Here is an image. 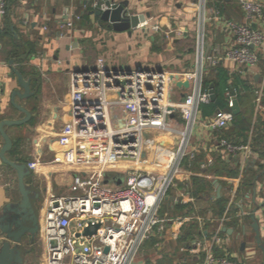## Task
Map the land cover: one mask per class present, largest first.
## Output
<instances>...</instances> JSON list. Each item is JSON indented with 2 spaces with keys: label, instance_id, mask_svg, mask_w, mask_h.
Wrapping results in <instances>:
<instances>
[{
  "label": "crops",
  "instance_id": "1",
  "mask_svg": "<svg viewBox=\"0 0 264 264\" xmlns=\"http://www.w3.org/2000/svg\"><path fill=\"white\" fill-rule=\"evenodd\" d=\"M7 1L8 14L0 17V121L25 117L11 104V93L21 88L11 60L16 59L14 66L22 72L25 80L30 81L32 92L30 97H17V101L32 112V116L23 125L7 128L14 140V147L7 152V156L28 163L38 160L40 163L33 170V175L27 178L28 182L35 179L43 189V197L51 192L62 195L70 190L75 174L96 167L56 160L64 153V148L59 144L60 131L72 120L70 95L74 72L95 67L99 59H104L110 70L135 71L141 68L170 73L193 71L196 65L198 0H114L118 5L126 3V9L132 13H149L150 16L146 17L147 27H161L158 32L137 27L132 33L116 31L111 23L91 14V11H96L91 7L94 0ZM255 1L264 4V0ZM220 3L224 17L239 23L245 21V14L236 0H220ZM50 6H53L51 12ZM72 13L81 15V19L70 30L64 27V21ZM255 27L264 32V14ZM177 30L183 31V34L178 35ZM234 44L233 34L223 20L212 18L208 21L205 51L214 61H206L205 79L216 80L219 66L230 75V83L234 77L244 80L246 88L239 84L232 89V92L235 90L237 93L243 122L232 123L215 131L205 125V121L215 113L203 112L201 108L190 146L196 156L184 161L160 214L162 218H175L196 212L204 217V225L197 220L189 222L182 233L175 237L168 224L150 239L157 251L162 250L163 243H172L176 247L171 253L174 264H193L194 259L189 257L187 251L188 243L196 235L210 236L218 229L223 244L215 248L217 254H233L243 264L263 261V255L261 260L255 258L259 247L257 250L251 249L253 252L248 258L243 254L248 248L247 234L255 233L251 226V214L254 211L260 219L264 240L261 213L264 201V45L259 49L258 65L248 68L226 57ZM28 52L26 59L18 60ZM211 84L214 85L212 82L207 88L211 89ZM171 90V104L181 102L184 99L182 95L188 91L177 85ZM109 97L114 99L115 95L110 93ZM110 113L113 120L125 116L120 106H112ZM170 121L174 128H181L184 124L177 112L170 115ZM170 132L154 131L149 136L158 143L175 148L178 144L177 135ZM221 138L248 146L249 156H228L219 145ZM2 145L0 134V152ZM168 158V154L161 153L160 160L166 161ZM222 159H226L227 163L224 164L232 173L223 169L218 173L214 171L213 166L216 162L222 163ZM130 170L155 172L158 168L153 163L141 166L130 159L120 160L106 172L107 183L120 184L122 177ZM14 177L17 180L16 172L0 158V214L5 204L20 199L18 186H14ZM216 181L222 186L221 195L228 200L222 214L215 207L219 198ZM233 218L237 224L232 222ZM225 228L232 229V232ZM36 243L37 240L28 246L32 251L24 264H38L31 261L30 257ZM39 244L42 256L38 262L44 264L45 252L40 239ZM138 262L164 264L161 260L150 262L140 258ZM170 264H173L172 261Z\"/></svg>",
  "mask_w": 264,
  "mask_h": 264
},
{
  "label": "built area",
  "instance_id": "2",
  "mask_svg": "<svg viewBox=\"0 0 264 264\" xmlns=\"http://www.w3.org/2000/svg\"><path fill=\"white\" fill-rule=\"evenodd\" d=\"M236 1L245 14L243 23L223 16L220 0H198L193 71L170 73L142 69L116 73L106 67L104 59H99L96 67L73 74L72 120L60 131L59 144L64 153L56 160L96 167L74 175L70 185L73 194L51 192L44 197L40 206L39 231L45 252L44 264H139L145 243L166 225H171L175 237L189 222L197 220L204 225V217L196 212L162 218L160 211L184 161L196 156L190 150L194 127L199 121L201 106L211 101L210 89L204 86L206 61H214L205 51L208 21L212 18L223 20L233 34L235 44L227 51L228 59L248 68L257 66L260 61L259 49L264 45V32L255 24L263 17L264 4L255 0ZM118 6L114 0H94L91 3L94 10L101 12L112 11ZM8 7L7 0H0V17L8 14ZM133 14L126 12L127 16ZM70 15H67L64 27L71 30L81 15ZM138 28L161 30L159 25L147 27V20ZM176 33L182 35L183 31L177 30ZM178 79L189 81L190 87H181L188 89L184 99L171 104V89ZM110 93L115 95L114 99H110ZM226 95L229 108L217 110L205 121L212 130L220 131L234 120L232 90L228 89ZM112 106H120L125 116L113 120ZM174 112L179 113L184 121L181 128L171 125L170 115ZM154 131L176 133L177 146L171 148L156 142L149 136ZM219 145L228 156L248 157L250 153L248 146L232 143L226 138H221ZM161 153L169 155L166 162L160 160ZM124 159L141 166L153 163L158 171L130 170L120 184L107 183L106 172ZM39 163L38 160L29 162V167L36 170ZM261 213L264 221V201ZM95 225H99L95 234H84L86 228ZM222 244L220 229L210 236L196 235L188 243V255L194 259L193 264H243L233 254H217L215 248Z\"/></svg>",
  "mask_w": 264,
  "mask_h": 264
},
{
  "label": "water",
  "instance_id": "3",
  "mask_svg": "<svg viewBox=\"0 0 264 264\" xmlns=\"http://www.w3.org/2000/svg\"><path fill=\"white\" fill-rule=\"evenodd\" d=\"M127 10L125 3L120 4L112 11L101 12L96 10L91 11V14L94 13L100 17L102 21L111 23L116 31H128V33H132L133 29L137 28L141 22L146 20V17L150 16L149 13H134L131 16H127ZM28 56L29 52L23 57H19L18 60H24ZM15 60L16 59L11 60V65L18 77V82L21 88L16 89L11 93V104L17 110L24 113L25 117L14 119L6 118L0 121V134L3 138L0 158L16 172L20 199L5 204L0 214V264H24L26 262L27 255L32 251L28 246L35 243L40 231V211L37 202L39 197L43 195V189L35 179L31 182H28L27 180L28 177L33 175V170L29 167V163L21 160H12L7 156V152L14 147V140L10 136L7 128L23 125L27 123L32 116V112L17 101V97L21 99L30 97L32 92L30 81L25 80L22 72L15 68ZM94 70L96 71V68H94ZM141 70V68H138L137 71ZM160 71L162 72L163 70ZM78 72L80 71H75L74 74ZM115 72L118 73L119 71L115 70ZM175 83L179 88L190 87L189 81L182 82L178 79ZM210 92L211 100L215 101L216 93L213 84H211ZM182 96H184V94ZM232 96L234 100L232 109L235 115H238L241 109L235 90H233ZM170 109L174 110V107H170ZM216 184L217 196L220 197L222 186L217 181ZM255 212L256 211L251 214V219L253 221L251 226L255 232L256 243L263 253V263L261 264H264V240L262 237V227L260 219L256 216ZM98 227L99 225L90 226L85 229L84 234L91 236L97 232ZM225 230L232 232V229L229 228H225Z\"/></svg>",
  "mask_w": 264,
  "mask_h": 264
},
{
  "label": "trees",
  "instance_id": "4",
  "mask_svg": "<svg viewBox=\"0 0 264 264\" xmlns=\"http://www.w3.org/2000/svg\"><path fill=\"white\" fill-rule=\"evenodd\" d=\"M221 9L222 5L220 3ZM217 79L216 80H204V86L205 88L209 87L210 83H214L215 87V93H216V100L215 101H210L208 103H204L201 108L203 112L206 113H211V112H216L217 110L220 109H228L229 108V99L228 96L226 95V91L228 89H233V87H237V85L242 84L245 88V82L244 80L240 79L239 77H234V80L230 83V75L227 73V71L221 67H217ZM243 122V117L241 114L235 115L234 120L232 123H237L241 124ZM227 163L226 159H222V163L216 164L213 166L215 172H219L221 169L227 171L228 173H232L231 170L227 168V166L224 164ZM228 203V200L225 196L221 195L217 200H216V206L217 211L219 214H222L225 211V206ZM234 224H237V221L233 218ZM192 226V225H191ZM193 227L196 228L195 225Z\"/></svg>",
  "mask_w": 264,
  "mask_h": 264
},
{
  "label": "rangeland",
  "instance_id": "5",
  "mask_svg": "<svg viewBox=\"0 0 264 264\" xmlns=\"http://www.w3.org/2000/svg\"><path fill=\"white\" fill-rule=\"evenodd\" d=\"M52 7L53 6L49 7V12H51ZM93 62H95V61H93ZM13 182H14V186L17 187L18 186V181L15 179V177H14ZM70 194H73V192L68 190L65 193H63L62 195H70ZM43 199H44V197H43ZM43 199H42V202H43ZM42 202L40 203V206L42 205ZM246 239L248 241V248L245 251V253L243 254V256L248 258L250 255H252L253 250H257L256 248L258 246H257L256 240H255V233L250 232L249 234H247ZM36 240H37V243L35 244L33 254H31L30 257H31V261L36 262V263L39 264L38 261H40V256H42V247L39 244L38 236H37ZM161 245H162L161 246L162 250H158L157 251L154 242L150 240L143 247V250L141 251V254H140L139 258L140 259H144V260H149L150 262L151 261H157V260L160 261L161 260L164 264H170V262L172 261V263L174 264L173 258L171 259V253H172V251H174L176 249V247L174 248V245L172 243L169 244V245L168 244L165 245L163 243ZM235 246L239 247V245L237 243H235ZM251 249H253V250H251ZM256 253H257V256H255V258H257L258 260H261V257L263 255L262 251L260 249H258L256 251ZM250 258H252V257H250ZM253 259H254V257H253Z\"/></svg>",
  "mask_w": 264,
  "mask_h": 264
},
{
  "label": "flooded vegetation",
  "instance_id": "6",
  "mask_svg": "<svg viewBox=\"0 0 264 264\" xmlns=\"http://www.w3.org/2000/svg\"><path fill=\"white\" fill-rule=\"evenodd\" d=\"M42 199H43V195H41L40 197H39V200H38V202H37V206H38V208H39V211H40V203L42 202ZM41 214V213H40ZM245 245L247 244V243H244ZM258 246V245H257ZM261 263H263V261H261L260 263H258V264H261Z\"/></svg>",
  "mask_w": 264,
  "mask_h": 264
},
{
  "label": "bare ground",
  "instance_id": "7",
  "mask_svg": "<svg viewBox=\"0 0 264 264\" xmlns=\"http://www.w3.org/2000/svg\"><path fill=\"white\" fill-rule=\"evenodd\" d=\"M168 159H169V158H168ZM168 159H167V160H168ZM167 160H166V161H167ZM166 161H163V162H166Z\"/></svg>",
  "mask_w": 264,
  "mask_h": 264
}]
</instances>
